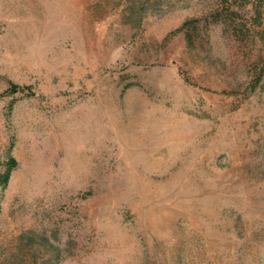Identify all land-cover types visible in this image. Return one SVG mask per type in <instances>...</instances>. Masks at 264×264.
<instances>
[{
  "label": "rangeland",
  "instance_id": "374dc122",
  "mask_svg": "<svg viewBox=\"0 0 264 264\" xmlns=\"http://www.w3.org/2000/svg\"><path fill=\"white\" fill-rule=\"evenodd\" d=\"M231 10L0 0V264H264V26Z\"/></svg>",
  "mask_w": 264,
  "mask_h": 264
},
{
  "label": "trees",
  "instance_id": "16d2710c",
  "mask_svg": "<svg viewBox=\"0 0 264 264\" xmlns=\"http://www.w3.org/2000/svg\"><path fill=\"white\" fill-rule=\"evenodd\" d=\"M251 4L253 6V19L254 24L258 26H264V0H223L224 6L228 7L229 11L236 13L234 10H231L233 5L237 4ZM11 167L8 168L7 173L11 171Z\"/></svg>",
  "mask_w": 264,
  "mask_h": 264
}]
</instances>
